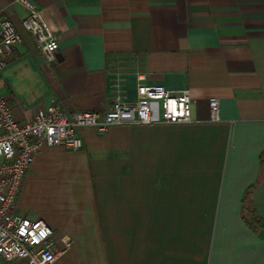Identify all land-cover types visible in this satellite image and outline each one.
<instances>
[{
  "label": "crops",
  "instance_id": "1",
  "mask_svg": "<svg viewBox=\"0 0 264 264\" xmlns=\"http://www.w3.org/2000/svg\"><path fill=\"white\" fill-rule=\"evenodd\" d=\"M31 1L59 50L48 62L24 5L0 0L22 36L0 77L18 121L135 102L140 74L189 89L195 120L83 127L82 149L43 148L16 212L57 247L71 239L54 264H264V0Z\"/></svg>",
  "mask_w": 264,
  "mask_h": 264
},
{
  "label": "built area",
  "instance_id": "2",
  "mask_svg": "<svg viewBox=\"0 0 264 264\" xmlns=\"http://www.w3.org/2000/svg\"><path fill=\"white\" fill-rule=\"evenodd\" d=\"M26 8L24 29L35 37L48 62H55L59 50L56 30L43 18L31 0H15ZM22 36L0 8V77L14 56ZM137 100L127 102L121 94L109 109L97 112H67L60 104L40 107L31 121L20 122L8 99L0 94V264H54L69 248L71 239L61 237L62 247L54 241L53 229L42 219H30L16 212L25 179L46 146L79 150L84 141L78 134L83 127L99 133L114 125L192 124L189 89L171 91L161 85H149L138 75ZM210 120L220 121V103L209 99Z\"/></svg>",
  "mask_w": 264,
  "mask_h": 264
},
{
  "label": "trees",
  "instance_id": "3",
  "mask_svg": "<svg viewBox=\"0 0 264 264\" xmlns=\"http://www.w3.org/2000/svg\"><path fill=\"white\" fill-rule=\"evenodd\" d=\"M249 220V219H248ZM252 223L256 222V224H258L257 218H253L252 220H250Z\"/></svg>",
  "mask_w": 264,
  "mask_h": 264
}]
</instances>
